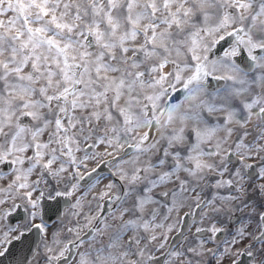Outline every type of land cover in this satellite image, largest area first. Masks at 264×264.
I'll return each mask as SVG.
<instances>
[{"label":"snow or ice","instance_id":"1","mask_svg":"<svg viewBox=\"0 0 264 264\" xmlns=\"http://www.w3.org/2000/svg\"><path fill=\"white\" fill-rule=\"evenodd\" d=\"M0 264H264V0H0Z\"/></svg>","mask_w":264,"mask_h":264}]
</instances>
